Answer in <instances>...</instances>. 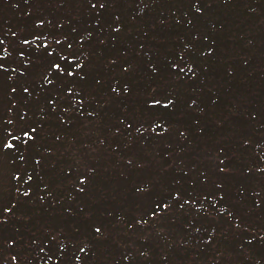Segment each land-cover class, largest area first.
<instances>
[{"label":"trees","instance_id":"trees-1","mask_svg":"<svg viewBox=\"0 0 264 264\" xmlns=\"http://www.w3.org/2000/svg\"><path fill=\"white\" fill-rule=\"evenodd\" d=\"M101 85L120 101L88 93ZM263 94L264 0H0V147L14 170L0 184V264H178L181 250L172 257L163 242L160 251L154 238L136 237L143 224L163 223L160 205L134 213L135 246L115 234L138 198L125 208L110 184L148 176L136 151L154 132L214 138L232 193L220 183L223 208L208 213L243 228L246 241L263 238L264 183L250 181L264 172ZM190 158L159 167L179 191L206 171ZM140 182L138 190L148 185ZM196 223L187 226L208 241L181 246L200 249L201 264H222L230 242L216 238V222ZM242 244L248 256L257 251ZM246 254L228 263L247 264Z\"/></svg>","mask_w":264,"mask_h":264},{"label":"rangeland","instance_id":"rangeland-1","mask_svg":"<svg viewBox=\"0 0 264 264\" xmlns=\"http://www.w3.org/2000/svg\"><path fill=\"white\" fill-rule=\"evenodd\" d=\"M100 87L101 90L98 91L95 86H92L88 89V93L97 96H101L103 94H109L111 95V99L113 103L120 101L114 95L115 92L114 88L112 90H109L103 85H101ZM262 96L264 98V94ZM1 99L2 98L0 97V100ZM239 100L241 101V99ZM2 103H3V99H2ZM244 113H247V110H244ZM1 114H2V109L0 103V116ZM236 123L237 122L233 119L232 124L236 125ZM175 132L174 131H172V133L169 132L167 133L168 135L166 136H162V134H158L154 132L152 146L150 148L141 147L136 151V154L137 152L138 154H143L142 156L137 155L138 167L145 170L147 169V171H149L147 173L148 176L145 175L142 176L143 174L138 171V175L133 179V180L137 179L136 181L127 179V177L122 181H117L115 179L112 180V183L110 184L111 188H113L114 192L120 191V194L122 196V201L124 202V207L125 206L127 207L128 204L134 201L131 197L138 198L136 200L137 205H135L137 207L132 208L130 206V210L118 209V211L117 210L115 211L116 214H118L123 210H126L127 213L130 214L133 212L129 217L130 222L128 224L125 223L123 228H118V232L115 233V234H120V236H116L117 239H119L118 245H123L125 247L127 244L131 243V245L135 246V242L133 243V241H130L131 225L129 226V224H132V220H134L132 218H135L136 214H139V212L142 211L143 207L144 209H151L155 206L156 209H159L157 205H160V207L163 208H161V210L159 211L160 215L157 218H163V223L156 222V220H154L152 222V225L150 226H148V224H143L144 227L143 232H139L136 235V237L142 236L143 239L154 238L155 245L156 246L159 245L158 248L160 251L162 249V245H160V243L163 242L167 247L172 248L173 250V255L171 254L172 257L177 256L181 250L182 257L180 258L174 257L173 261H176L178 264H201L200 259L198 258L201 253L200 249H191L192 253L189 254L181 246L182 245L181 240L188 241L191 238L195 237L196 239L208 241L209 236L204 238V235L206 233L204 235H200L197 233L195 234L196 229L191 230L188 228L187 225L188 223L192 224L193 222H197L196 226L198 227L200 226L199 222H204L209 220L216 222L218 226L221 228L218 234L216 235V238L219 239L220 235L224 233L226 242L227 243L230 242L229 243L230 246H228V248L233 247L232 249H230L231 250L230 254L228 253V251L225 253L228 256L223 260L222 264H227L229 261L238 262V259L245 256L247 249L244 250L243 248H241V246L244 245L242 244L243 240L246 243V247L249 248L253 247L257 249V251L256 250H254V252L252 251L253 255L251 256H248V254H246L248 258L251 257L250 259H248L249 261L247 264H258L257 263L258 260H264V237L263 238L255 237L254 242L246 241L245 239L247 237H245V234L242 232V230H244L243 228H239L234 224L230 225L229 222H227V224L224 223V221L222 220V216H211L209 214L212 211H216L223 208L220 205L221 202L220 199L221 200L223 199L220 195L222 194L220 192V189H222L220 183L224 184L226 195H228L227 192L232 193V186L228 187L226 183V179L224 178V176L227 174L220 173L219 170L216 169L218 165L216 158L219 155V151L221 152V150L219 149L220 144L218 145L214 138H210L198 133H195V135L190 138H183V139L178 138L175 135ZM144 144L145 143L141 145L143 146ZM195 147L196 148L200 147V150L197 151ZM150 149L154 151L153 155ZM62 152H66V151L62 150ZM182 152L184 153L188 152V154L192 155V158H190V160L187 159L186 162L187 164H191L192 166L197 167L199 169L198 171L199 172L202 171V173H204L203 169L206 168L204 175L202 176L201 180H199L198 186L193 185L192 187V185H187L183 188H180L181 191H194L196 193H191V192L185 193L179 191L178 188L176 189L174 187L173 183L170 184V180H171L170 178H165L164 177L165 175H162L159 172V167L161 165H165V162L168 159L180 164L181 160L178 159L179 156L182 154ZM7 155L8 154L5 153V150H3V148L0 147V184L2 182V183H6V185L7 183L10 182L14 172L13 168H11L12 164L7 162V158H8ZM73 155L79 156L78 153L77 154L74 153ZM149 160L151 161L152 166L149 165ZM262 170H264V167H262ZM146 178L148 180H146ZM251 180L254 185L259 187L264 183V172L261 174V176L250 178V181ZM140 181H145L148 183V185L141 186L140 190H138V187L140 186L141 183ZM235 188L236 187L233 188V191L237 195V193L235 192ZM261 188L259 187V190ZM132 190L133 192H131ZM262 192L264 194V191ZM127 193H129L130 199H127L128 196ZM192 195L194 197H191ZM5 196L6 195L5 193H3V189H0V201L3 200ZM154 198H160L161 201H156L154 203ZM230 201H234V200L232 199ZM237 202H240V200L238 199ZM237 202L228 204L230 209L239 210ZM140 207H142V209H140ZM142 212H145V210H143ZM187 214H189L188 217ZM262 215H264V213H262ZM182 217L183 220H181ZM258 217L254 216L253 214L251 218H253L254 221L258 222L259 221ZM157 224H161V226L159 227L157 226ZM262 224L264 225V223ZM151 228H154V230ZM159 228H164V229L163 231H158L157 229ZM199 228H204V227L200 226L198 227V229ZM193 232L194 234H192ZM245 232L247 233L246 230ZM210 237H211L210 241L214 240V237H212L211 235ZM151 254L154 256L155 260H158L160 257L159 255H154V250L151 252ZM217 255L218 254H216V256ZM219 256H223L222 253H220ZM215 259L218 261L220 257H217ZM219 264H221V262Z\"/></svg>","mask_w":264,"mask_h":264}]
</instances>
